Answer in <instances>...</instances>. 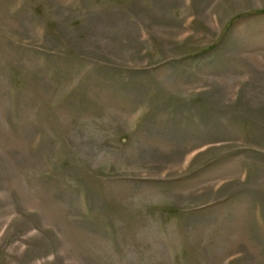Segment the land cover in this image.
Instances as JSON below:
<instances>
[{"label": "rangeland", "instance_id": "obj_1", "mask_svg": "<svg viewBox=\"0 0 264 264\" xmlns=\"http://www.w3.org/2000/svg\"><path fill=\"white\" fill-rule=\"evenodd\" d=\"M0 264H264V0H0Z\"/></svg>", "mask_w": 264, "mask_h": 264}]
</instances>
